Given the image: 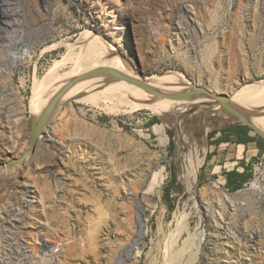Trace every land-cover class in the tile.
Listing matches in <instances>:
<instances>
[{
  "label": "rangeland",
  "instance_id": "rangeland-1",
  "mask_svg": "<svg viewBox=\"0 0 264 264\" xmlns=\"http://www.w3.org/2000/svg\"><path fill=\"white\" fill-rule=\"evenodd\" d=\"M80 7L137 77L178 73L230 98L242 92L264 112V0H0V164L23 157L0 168V264H264V194L222 205L251 182L264 187V152L210 145L209 133L231 124L200 121L220 110L210 101L159 99L155 112L69 99L25 155L32 87L59 60L58 74L76 68L86 54L78 41L98 35ZM242 161L249 183L226 190L223 172Z\"/></svg>",
  "mask_w": 264,
  "mask_h": 264
},
{
  "label": "bare ground",
  "instance_id": "bare-ground-1",
  "mask_svg": "<svg viewBox=\"0 0 264 264\" xmlns=\"http://www.w3.org/2000/svg\"><path fill=\"white\" fill-rule=\"evenodd\" d=\"M3 14L5 15V17L6 16L10 17V15H12L11 11H9V10L3 11ZM0 17H1V15H0ZM77 17L84 19L86 24H88V26L90 27V29L93 32L97 33L98 35L92 37L91 39L89 37L90 40H88L87 39L88 35H86L87 34L86 33L85 35H83L80 38V41H78V42L85 43L83 45L84 46L83 49H85L86 54H85V57L83 58V60L81 59L82 61L77 65L76 68H75V66L74 67L72 66L73 67L72 71H70L68 73H64V74H58L56 72L55 68H57V66L61 63V61L59 60V62H55V64L48 70V72L43 76V78L38 83L34 84V86L32 87L31 96L29 99L30 113L33 116L39 115L42 112V110L44 109V107L46 106V104L50 101V99L56 93L60 92L62 90V88H64V86L72 78L79 76L83 73L89 72L95 68H100V67L109 68V69L121 72L123 74H126L127 76H130L132 78L140 79L139 76H138L139 77L138 78L136 76V74L132 73L128 69V67L125 65V63L123 61H121L117 57V55L111 54L110 48L106 49L104 47L103 44H105V43H104V40L102 39V37L103 36L105 38H108V37L105 35L106 33H105L104 29H102V26L98 25V21L90 13L84 12V10L80 7ZM6 25L9 27V26H13L14 24L10 25L9 23H6ZM88 34H91V33H88ZM90 36H92V35H90ZM7 38L10 40L13 37H10L8 35ZM186 46H187V49H186L187 52H184L183 54H188V52H189L188 51L189 45L187 44ZM0 47H2V46L0 45ZM81 53H83V52L81 51ZM168 56H170V55H166V58ZM188 57H190V56H188ZM17 60H18L17 57L13 56V58H11V60H10V63H15V61H17ZM20 60H21V57H20ZM188 61H190V60H188ZM191 63H192V61L188 62V64H191ZM58 69H59V67H58ZM0 73L3 75L5 73V70H3V71L0 70ZM143 81L148 83L149 85L157 88V89L166 90V91L171 90V89H175L176 86H179L182 84H187L184 81V79L178 73H175V74L167 73L165 75H160V76L144 77ZM124 83H126V82L122 81V80H112L108 77H96V78L87 79V80L81 81V82L77 83L76 85L72 86L62 96V99L60 100V104L66 100H69V99L73 100L74 99L77 102L78 101L83 102L84 104L86 103V104H90V105L96 107L101 102L102 103H111V102L117 101V102H119V104L128 105L131 109H134V110L137 108H147V109H151L155 112L161 111L160 106H159V99L152 98V96L148 95L147 93L140 90L139 88H137L131 84H128V83L124 84ZM96 86L103 87V89L102 90L92 89ZM178 89H180V88H178ZM241 93H237L234 97H232L231 98L232 102L243 110H248V111L257 110L255 108L256 105H253L254 101L251 102L249 99H246V100H244V99L240 100L239 99V96ZM262 99H264V95L262 98L259 99V102ZM104 106H106V105L104 104ZM115 109H117V108H115ZM108 110L113 111L114 109L111 107H108ZM259 110H258V112L260 113ZM250 121L254 125H256L257 127H259L261 130L264 129V112L257 114V116L250 117ZM226 122H229V121H226ZM226 122H224L221 125H225ZM230 122H232V121H230ZM262 131H264V130H262ZM161 142H163V144L165 143L163 140H161ZM241 147H242L241 145L238 146V148H239L238 157L241 155ZM189 148H191V147H189ZM195 160L196 159H194V161L191 164L187 165V169H188V173H189L188 174L189 176H188V181H187L188 182L187 187L191 192L193 191L194 185H195L194 175H193V171H192V165L195 162ZM162 179H163V174H162L161 169L158 172L153 173L151 176V179H150L151 189H154L155 187H157L161 183ZM246 187L247 188H245L243 190H239L238 192H236L232 196L225 195V197L227 198V200L229 202L228 203L224 202V204H222L224 207L223 210L226 209V207H227L226 204H227V205L231 206V208H232L231 211H234L237 209V208H235L236 204H239V205H241V203L249 204L250 202H252L251 200L253 199L252 198L253 195L261 196L264 194V187L261 188L255 182L249 183V185ZM250 196H251V199H249ZM204 206H205V208L208 209L207 204H204ZM209 210H210V208H209ZM206 213H207L206 214L207 223L209 224L210 218H213V217L211 214H208V212H206ZM13 223L16 224V223H18V221L15 220ZM253 234H254V232H253ZM240 235H242V234H240Z\"/></svg>",
  "mask_w": 264,
  "mask_h": 264
},
{
  "label": "water",
  "instance_id": "water-1",
  "mask_svg": "<svg viewBox=\"0 0 264 264\" xmlns=\"http://www.w3.org/2000/svg\"><path fill=\"white\" fill-rule=\"evenodd\" d=\"M140 79H135L126 74L118 72L116 70H112L109 68H95L89 72L83 73L79 76L72 78L62 90L56 93L50 101L46 104L42 112L32 117L29 126V143L30 147L28 151L25 153L29 154L34 151V148L39 140V138L45 133V129L48 126L54 112L60 105V100L62 96L74 85L77 83L91 79L96 77H108L112 80H122L128 84H131L140 90L144 91L148 95L152 96V98L168 100L172 102H189L193 103L195 101H203L209 102L211 107L218 108L219 111L214 113V116L205 117L203 115L200 116V121H206L210 126L220 127L226 121H232L230 126L233 125H242L251 129L256 135L264 140V131H262L259 127L254 125L250 121V117L257 116L260 114L258 110H243L234 104L229 95L218 94L210 89L204 88L202 86L197 85V83L189 82L187 84H182L176 86V88H180L178 90L166 91L157 89L148 83L143 81L145 76L138 74ZM70 102L67 100L65 104ZM198 103V102H197ZM213 110V109H212ZM260 111V110H259ZM23 157L20 159H13L8 162H2L0 164L1 167H11L16 164H22Z\"/></svg>",
  "mask_w": 264,
  "mask_h": 264
},
{
  "label": "trees",
  "instance_id": "trees-1",
  "mask_svg": "<svg viewBox=\"0 0 264 264\" xmlns=\"http://www.w3.org/2000/svg\"><path fill=\"white\" fill-rule=\"evenodd\" d=\"M160 123L157 118H153L152 120H149L147 122V127ZM264 130V129H262ZM251 129H249L246 126L242 125H233L229 126L228 128L221 129L219 131H212L209 133V140L210 145L219 146L223 143H233V144H249V143H256L258 146V149L261 152H264V140L260 138L258 135L254 134ZM219 134L218 136H216ZM212 158L211 155L207 156V160H210ZM244 162L239 163V167H242L244 170L242 172H239L236 169H233L231 171L223 172V176L225 179V186L230 191H237L243 187V184L249 181L251 178V173L247 167L244 166ZM164 196L167 198L169 197V191L164 190Z\"/></svg>",
  "mask_w": 264,
  "mask_h": 264
},
{
  "label": "built area",
  "instance_id": "built-area-1",
  "mask_svg": "<svg viewBox=\"0 0 264 264\" xmlns=\"http://www.w3.org/2000/svg\"><path fill=\"white\" fill-rule=\"evenodd\" d=\"M237 170L240 171V172H242L244 169H243L242 167H240V168L237 169ZM248 183H249V182H246V183H244L243 185L246 186ZM223 186H224V185H223ZM226 190H228V189L226 188Z\"/></svg>",
  "mask_w": 264,
  "mask_h": 264
},
{
  "label": "crops",
  "instance_id": "crops-1",
  "mask_svg": "<svg viewBox=\"0 0 264 264\" xmlns=\"http://www.w3.org/2000/svg\"><path fill=\"white\" fill-rule=\"evenodd\" d=\"M225 144H229V143H225ZM238 157V156H237ZM238 158H240V157H238ZM240 172V171H239Z\"/></svg>",
  "mask_w": 264,
  "mask_h": 264
}]
</instances>
